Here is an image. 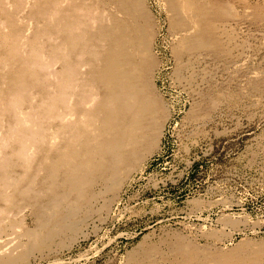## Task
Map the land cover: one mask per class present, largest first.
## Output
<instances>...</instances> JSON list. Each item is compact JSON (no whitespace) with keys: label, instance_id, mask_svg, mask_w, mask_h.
<instances>
[{"label":"rangeland","instance_id":"1","mask_svg":"<svg viewBox=\"0 0 264 264\" xmlns=\"http://www.w3.org/2000/svg\"><path fill=\"white\" fill-rule=\"evenodd\" d=\"M64 1L60 9L66 11L91 5L89 23L96 17L118 21V46L133 62L122 69L144 78L140 69L153 60L151 84L168 112L153 116L160 134L151 155L117 191L98 197L76 230L63 227L42 243L29 207L20 211V225L0 234V259L12 250L16 261L0 264H169L192 252L207 258L244 241L264 248V0ZM28 2L14 18L26 56L43 24L34 21L36 7ZM12 3L0 0L3 16L17 11ZM219 8L211 40L194 47L206 32L204 13L209 17ZM4 20L0 31L6 25L13 40V25ZM224 33L232 38L229 45ZM66 53L50 70H59ZM9 67L0 65L1 85ZM102 94L109 93L97 98ZM26 201L18 199L16 208ZM26 231L35 232L34 242Z\"/></svg>","mask_w":264,"mask_h":264},{"label":"bare ground","instance_id":"2","mask_svg":"<svg viewBox=\"0 0 264 264\" xmlns=\"http://www.w3.org/2000/svg\"><path fill=\"white\" fill-rule=\"evenodd\" d=\"M33 1L36 8L31 17L43 24L33 33L27 56L19 50L20 28L16 29L14 18L28 1L14 0L17 11L13 8V13L7 11L4 16V5L0 6V21L4 17L13 25L11 34L15 35L7 39L6 25L0 31V65L10 62L7 80L0 84V121L5 114L10 117L0 122V234L6 229L13 232L20 225L18 213L29 207L39 227L37 241L44 243L58 229L76 230L83 217L94 211L98 197L117 191L128 174L143 164L160 134L153 116L168 111L151 84L153 60L140 69L144 78L122 69L133 62L118 46L117 20L108 24L96 17L92 24L85 18L91 5L74 4L66 11L60 9L63 0ZM56 13L59 16L54 18ZM204 14L206 32L193 40L194 47L211 40L215 17L222 10L209 17ZM224 38L229 45L231 36ZM65 49L59 70H50ZM104 91L108 97L97 98ZM69 114L70 121H66ZM21 198L27 201L16 208ZM25 234H31L30 242H34V231ZM6 253L0 261H16L12 250ZM208 255L192 252L169 264H264V248H251L246 241Z\"/></svg>","mask_w":264,"mask_h":264}]
</instances>
